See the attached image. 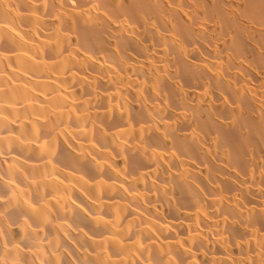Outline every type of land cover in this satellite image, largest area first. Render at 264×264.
<instances>
[{
  "label": "bare ground",
  "instance_id": "obj_1",
  "mask_svg": "<svg viewBox=\"0 0 264 264\" xmlns=\"http://www.w3.org/2000/svg\"><path fill=\"white\" fill-rule=\"evenodd\" d=\"M0 264H264V0H0Z\"/></svg>",
  "mask_w": 264,
  "mask_h": 264
}]
</instances>
